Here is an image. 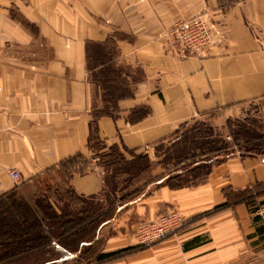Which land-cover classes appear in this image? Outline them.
<instances>
[{"label": "crops", "instance_id": "1", "mask_svg": "<svg viewBox=\"0 0 264 264\" xmlns=\"http://www.w3.org/2000/svg\"><path fill=\"white\" fill-rule=\"evenodd\" d=\"M201 13L223 38L198 55L168 53L166 29ZM89 42L114 51L90 70ZM109 64L121 67L131 93L116 100L114 115L96 117L99 152L116 145L133 159L131 151H147L151 165L134 179L142 192L100 229L101 252L119 251L96 264H264V193L258 212L244 202L217 208L228 191L264 183V158L231 154L194 186L150 179L163 172L153 165V145L192 118L222 108L235 118L252 102L263 110L264 0H0V197L80 154L86 169L67 184L103 201L106 170L87 143L102 92L91 75ZM143 105L149 112L137 116L133 110ZM170 209L184 215L183 228L137 244L136 223Z\"/></svg>", "mask_w": 264, "mask_h": 264}, {"label": "trees", "instance_id": "2", "mask_svg": "<svg viewBox=\"0 0 264 264\" xmlns=\"http://www.w3.org/2000/svg\"><path fill=\"white\" fill-rule=\"evenodd\" d=\"M86 52L87 68L89 70L100 63L108 61L114 53L110 43L94 42L87 43ZM120 70L121 67L115 68L109 64L104 68L93 71L91 75L94 82L102 90L103 105L94 106L93 114L95 117L91 123V133L88 137L87 146L92 151L93 156L98 157V163L106 170L103 195L110 202L107 210L88 211L85 203L88 200L92 201L94 198L77 194L67 184L68 177L73 173H81L86 169V160L80 154L64 160L59 164V169L44 174L50 176L48 181L42 179L44 187L40 191L35 190L31 195L26 196L21 192V189L27 183L21 182L11 192L0 197V264H51L55 263L57 258H60L61 262H68V260L75 257L74 262L76 264H87L86 261L90 258L100 261L119 251L101 252L100 250L98 253L85 258L81 255V249L88 251L92 249L94 243L100 241L101 227L109 218L120 212L122 202L139 194L138 191L141 190V186H133L131 183L136 176L147 170L151 165L147 154H134V151H131L134 158L127 159L121 154L116 145L109 146L106 152H99L104 143L96 132V117L98 115H114L118 111L116 100L131 93V89L125 84L127 83L126 79L120 77ZM120 87H124L126 93L113 97L114 94L120 91ZM133 111H136L137 116H142L147 114L149 109L143 105ZM241 112L242 114L235 118L227 116L225 125L222 127L223 130L226 127V133L231 136L236 149L233 150L231 144L229 146V142L224 139V133L217 127V129L211 128L206 123H201V127L193 124L196 123L193 122L188 129L182 131L183 126H187L189 123L183 124L169 137L170 141L166 139L155 144L156 147L169 144V149L166 147L167 152H165L164 157L156 161V164L163 168V172L150 179H160L170 188L194 186L207 178L215 164L231 154L237 153L241 157L264 158V122L257 125L255 120L257 114L261 113L260 104L252 102L246 105ZM191 120L194 121L196 118L194 117ZM135 159H137V166L133 173L120 170L123 164L132 165ZM184 161H189L191 165L179 167L178 164H183ZM116 168H119V173L113 174L112 177L118 186H114L115 189L107 193L109 192L107 183L109 173ZM52 174L56 175L58 179V182H55L53 186L50 184ZM38 180H41V178H38ZM117 192H121V195L118 196L119 202L115 205L110 196L111 193ZM263 193L264 183L259 182L243 189L230 190L227 192V200L219 204L217 208L240 202L255 205L256 198ZM51 194L62 202V209L59 212L55 210L50 201V197L53 196ZM108 214L110 216L106 218ZM103 218L105 219L102 221ZM99 220L102 222L91 239L83 240L79 237L82 228H86L90 224L94 225ZM56 225L60 228L58 235L55 231ZM54 237H58L55 242L52 241ZM43 246H47L45 253L50 254L43 262L41 261L42 263L23 260L38 252ZM74 247L75 251H70ZM56 248L63 250L62 256L51 255L52 251L56 254L60 253ZM81 259L84 262L80 261Z\"/></svg>", "mask_w": 264, "mask_h": 264}, {"label": "rangeland", "instance_id": "3", "mask_svg": "<svg viewBox=\"0 0 264 264\" xmlns=\"http://www.w3.org/2000/svg\"><path fill=\"white\" fill-rule=\"evenodd\" d=\"M116 83H119V82H116ZM126 84V83H125ZM125 94L126 92H125V88L123 87H120V91H118V93H116V94H114L113 95V97L114 96H116V95H120V94ZM102 92H101V97H102ZM101 97H100V100L99 101H97V102H95V105L97 106V107H99V106H102L103 105V101L101 102ZM229 114H230V112H229V110H228V108H222V109H219V110H216V111H214V112H212V113H208V114H205V115H201V116H196L195 118H196V120H189V122H187V126L185 125V126H183V128H182V131L183 130H186V129H188L189 128V126L190 125H192V123L193 122H196V123H199V124H196V123H193V124H195V125H197V126H201L202 124L201 123H206V124H209V126H211V128L213 127V128H219L220 129V131L221 132H223L224 133V139H225V141H227V142H229V146H230V144H231V146H232V148H233V150L234 149H236V145L232 142V138H231V136L229 135V134H227L226 133V127H225V130H223L222 129V127L225 125V120H226V116H229ZM257 116H259V117H257ZM257 118L255 117V120H256V122H257V125H259L258 123H260V122H263V110H261V113L259 114H257ZM202 127V126H201ZM185 128V129H184ZM216 128V129H217ZM180 133V132H179ZM171 135H173V134H171ZM171 135L170 136H168V138H164L163 140H166V139H169V137H171ZM160 141H162V140H160ZM168 141H170V139L168 140ZM168 141H165V142H168ZM159 142V141H158ZM157 143V142H156ZM155 143V144H156ZM155 144L153 145V152H154V158H153V162H154V166H159L162 170H163V168L160 166V165H158V164H156V161L158 160V159H162L163 157H164V154H165V152H167L166 151V149L169 147V144L167 145H162V146H158V147H156L155 146ZM167 147V148H166ZM169 149V148H168ZM106 152V151H105ZM146 152L147 151H140L139 153H145L146 154ZM168 152H170V151H168ZM197 158H199V157H197ZM148 160H149V157H148ZM179 165V167H187V166H190L191 165V163L189 162V161H184V163L183 164H178ZM136 166H137V159H135V161L133 162V164L131 165V164H123V167L120 169L121 171L123 170H127V171H129V172H134V170H135V168H136ZM175 166H177V165H175ZM169 168V167H168ZM169 169H171V168H169ZM119 168H116L115 170H113L111 173H109V176H108V178L109 179H107V183H108V185H109V192H107V193H110L111 191H112V189L114 190L115 189V187L114 186H118L117 184H116V181H114V179H113V174H118L119 172ZM50 175H48V176H46V175H43L42 177H41V180H38V179H35L34 181H31V182H27V184H24V186L22 187V189H21V192L23 193V194H25L26 196H29V195H31V193L32 192H34L35 190H38V191H40L41 189H42V187H44V183H43V181H42V179H45V180H47L48 181V177H49ZM143 177H148L147 176V173H143ZM58 179H57V176L56 175H54V174H52L51 175V181H50V184H51V186H53L54 184H55V182H58L57 181ZM53 181V182H52ZM138 181V180H137ZM115 182V183H114ZM136 184V182L135 181H133L132 183H131V185H135ZM128 185H129V183H128ZM127 185V186H128ZM137 185H138V183H137ZM44 189V188H43ZM111 190V191H110ZM142 192V190H139L138 191V193H141ZM119 193V194H118ZM121 195V192H117V193H111V196H110V198L113 200V203H115V205H117L118 203H117V201H118V196H120ZM53 201V200H52ZM53 202H55V200L53 201ZM108 203H110L109 202V199H107L105 196H104V198H103V201L101 202L100 200H88V201H86V203H85V207L87 208V210L88 211H96V212H98V210L100 211V210H107V207H108ZM117 203V204H116ZM56 205H58V206H61L62 207V205H61V203H55ZM78 204V203H77ZM260 204L261 203H259V204H255V205H249L251 208H253V210L254 211H256V212H258V211H260V210H262L261 208L262 207H260ZM78 206H80L79 204H78ZM167 211H169V212H173V211H175L176 213H178L180 216H182L183 217V219H184V222H183V224H181L178 228H176L175 230H173V232L172 231H170L164 238H166V237H168V236H171V235H174V234H176L181 228H183V226H184V223H185V217H184V215L181 213V212H179V211H177V210H174V209H170V210H167ZM167 211H165V212H167ZM110 213V212H109ZM161 214V213H160ZM160 214H158L156 217H158ZM108 216H110V214H108V215H106V218L108 217ZM155 217V218H156ZM105 218H103V219H101L102 221L104 220ZM153 219V218H152ZM102 221H97L94 225L93 224H90V225H88L86 228H82V231L79 233V237H81L83 240L85 239V240H89V239H91L92 238V236H93V234L95 233V230L97 229V227L101 224V222ZM55 231H56V234L58 235V233L60 232V228L56 225V227H55ZM56 235V236H57ZM163 238V239H164ZM56 239H58V237H54V238H52V241L53 242H55L56 241ZM78 240H80V239H78ZM162 240V239H161ZM157 241H159V240H157ZM157 241H155V242H157ZM154 242V243H155ZM102 243V239H100V241L98 242H96V243H94V246L92 247V249H90V250H88V251H83V249H81V251H82V253H81V255H82V257H88V256H90V255H93L94 253H98L100 250H101V244ZM138 244V243H137ZM153 244V243H152ZM140 245V244H139ZM151 245V244H150ZM141 246H148V245H141ZM46 249H47V246H43V247H41L40 248V250H38V252H36V253H34L33 255H30L29 257H27V258H25V259H23V260H25L26 262H40V263H42L43 262V260L44 259H46L48 256H49V254H46L45 252H46ZM57 250H59L60 251V253L59 254H56L55 252H53L52 251V253H51V255L52 254H55V255H57V256H62V251L63 250H61L60 248H56ZM69 249V248H68ZM263 248H261V249H259V248H255V255H261V254H263V250H262ZM70 251H72V252H74L75 251V247L74 248H72ZM79 253V252H78ZM65 255V254H64ZM83 255H85V256H83ZM56 256V257H57ZM75 259H76V257L75 258H73V259H71V260H68V262H61V260H60V258H57V259H55V263H51V264H71V263H73V264H76L74 261H75ZM58 260V261H57ZM42 261V262H41ZM80 261H83L84 262V260L83 259H81ZM85 261H86V259H85ZM82 262V263H83ZM87 262V264H96V260L95 259H93V258H90V260H87L86 261ZM255 264H262V260H259L258 262H256V260H255Z\"/></svg>", "mask_w": 264, "mask_h": 264}, {"label": "built area", "instance_id": "4", "mask_svg": "<svg viewBox=\"0 0 264 264\" xmlns=\"http://www.w3.org/2000/svg\"><path fill=\"white\" fill-rule=\"evenodd\" d=\"M215 36L221 40L224 34L217 25L207 19L205 14H196L180 19L166 29V50L181 58L198 55L214 45ZM10 176L15 181L19 180V173L16 170L12 169ZM183 222V217L175 211L163 212L156 218L139 220L134 227L133 235L138 244L150 245L163 239Z\"/></svg>", "mask_w": 264, "mask_h": 264}]
</instances>
